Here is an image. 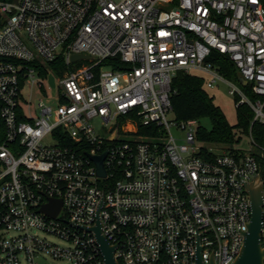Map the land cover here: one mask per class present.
Listing matches in <instances>:
<instances>
[{
  "label": "built area",
  "instance_id": "built-area-1",
  "mask_svg": "<svg viewBox=\"0 0 264 264\" xmlns=\"http://www.w3.org/2000/svg\"><path fill=\"white\" fill-rule=\"evenodd\" d=\"M108 60L120 69L101 66ZM50 72L55 103L23 105L22 90L43 91ZM178 72L205 89L226 85L249 110L238 143L216 154L197 140L196 120H175ZM254 126L264 127V0L0 3V264H103L87 230L97 222L117 264H196L198 247L203 264H232L254 183L264 249V138ZM103 153L99 177L91 157ZM51 199L54 217L42 211Z\"/></svg>",
  "mask_w": 264,
  "mask_h": 264
},
{
  "label": "trees",
  "instance_id": "trees-1",
  "mask_svg": "<svg viewBox=\"0 0 264 264\" xmlns=\"http://www.w3.org/2000/svg\"><path fill=\"white\" fill-rule=\"evenodd\" d=\"M12 0H0V3H10ZM217 58L218 55H215ZM216 62L219 72L226 78L233 80L235 70L230 62L225 58H219ZM58 69L60 74L64 70V65L60 61L50 64ZM112 66L113 70H119L120 64L115 61H105L101 66ZM98 69L95 70V72ZM245 89V88H244ZM250 96V95H249ZM251 97V96H250ZM170 102L172 114L176 121L196 120L198 123L196 138L198 141L208 145H216L231 148L238 143L247 132L248 121L252 114L246 108L236 109V124L230 126L221 110L213 104L212 98L206 93L204 79L196 74L176 73L171 82ZM207 120L210 128L201 125V120ZM145 132L138 131L142 135ZM252 133L258 141L264 138V127L254 126ZM261 137H259V136Z\"/></svg>",
  "mask_w": 264,
  "mask_h": 264
},
{
  "label": "water",
  "instance_id": "water-1",
  "mask_svg": "<svg viewBox=\"0 0 264 264\" xmlns=\"http://www.w3.org/2000/svg\"><path fill=\"white\" fill-rule=\"evenodd\" d=\"M18 0H12L13 4H16ZM78 59H88L84 55H72L70 61L73 62ZM242 85L245 83L240 80ZM116 131H114L112 140L115 136ZM106 153H103L97 157H91V160L95 163L97 168V175L99 177H104L105 173L102 167L103 158ZM248 194L250 198V222L248 224V230L244 234V241L241 250L232 264H264V249L260 245V230H261V187L260 185L254 183L247 185ZM60 202L56 200H49V203L42 207V211L46 214L54 217L59 211ZM94 233L96 243L99 247L103 264H117L113 257L114 247L110 246L105 238L101 234L100 224L96 223L95 227L87 229ZM196 264H203L200 256V248L197 249ZM209 264H214L211 259Z\"/></svg>",
  "mask_w": 264,
  "mask_h": 264
},
{
  "label": "rangeland",
  "instance_id": "rangeland-1",
  "mask_svg": "<svg viewBox=\"0 0 264 264\" xmlns=\"http://www.w3.org/2000/svg\"><path fill=\"white\" fill-rule=\"evenodd\" d=\"M82 64H87V62H82ZM72 69H74V65H70ZM58 81L59 77L56 73L50 72L46 78L42 80L43 84V91H40L37 87H32L29 89L25 87L21 92L22 104L30 103L32 107H34L40 99H47L51 101V103H55L58 91ZM232 82L242 87V83L235 81L234 79ZM206 93L212 98L213 104L217 106L221 112L223 113L227 123L230 126L236 124V108L234 104V99L232 96L228 94V88L226 85L222 83H218L214 89H205ZM201 125L205 126L206 128H210V123L205 119L200 121ZM98 125V123H95ZM204 146L210 147L213 149L214 153L220 154L223 151H226L225 147L222 146H214L208 145L204 143ZM241 149H246V140H243L241 144L238 145ZM48 240L53 241L55 243H59L58 240L54 238L47 237ZM41 264H59L56 261H52L50 259H46Z\"/></svg>",
  "mask_w": 264,
  "mask_h": 264
}]
</instances>
